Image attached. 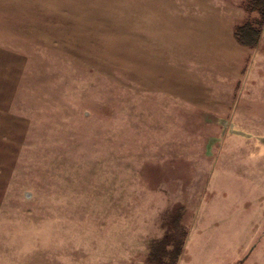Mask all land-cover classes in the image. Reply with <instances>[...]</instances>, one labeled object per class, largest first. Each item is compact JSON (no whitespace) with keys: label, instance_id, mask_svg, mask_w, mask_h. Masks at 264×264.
<instances>
[{"label":"rangeland","instance_id":"rangeland-1","mask_svg":"<svg viewBox=\"0 0 264 264\" xmlns=\"http://www.w3.org/2000/svg\"><path fill=\"white\" fill-rule=\"evenodd\" d=\"M257 4L263 28L264 0ZM24 8L38 14H11ZM204 8L205 0H0L10 13L0 15V58L25 59L0 111V123L26 120L0 126L6 260L28 262L29 233L47 218L55 238L68 235L70 264H264V139H225V166L221 155L212 161L218 129L197 126L205 115L184 105L197 91L191 62L225 40L203 30L213 19ZM246 28L237 41H248Z\"/></svg>","mask_w":264,"mask_h":264},{"label":"crops","instance_id":"crops-1","mask_svg":"<svg viewBox=\"0 0 264 264\" xmlns=\"http://www.w3.org/2000/svg\"><path fill=\"white\" fill-rule=\"evenodd\" d=\"M258 2L260 0H205V15L212 16L213 19L204 24L206 28L203 30L224 31L225 40H218L214 44L220 50L213 55L191 62L195 66L190 69L197 73L195 84L191 86L197 91L196 97L185 99L184 105L189 111L205 115L201 119L203 122L197 126L218 129L219 135L215 136V139L222 140L220 148L211 156L215 162L219 159L223 146L225 150V139H264V40L258 38L255 33H264V24L261 28V9ZM14 10L15 12L11 13L13 15L38 14L27 11L31 10L28 8ZM7 14L10 13L0 11V15ZM243 26H247L245 30L249 32L250 45L239 44L235 38V31ZM24 65L25 59L21 53L8 52L0 58V111H8L7 108H1V104L8 106L13 102L14 86L17 85L14 80L21 76ZM172 95L175 100L183 101L176 97L181 95L177 89L173 90ZM174 110H178L176 104ZM14 118L15 122H2L0 126L26 125L23 117ZM231 128L237 134L230 133ZM221 156L225 166V153ZM30 194V203L34 204L38 196L32 189ZM46 202H49L48 199ZM46 206H49V203ZM35 223L37 224V221H31V228H35ZM48 223L46 218V228L44 226L43 229L37 230V227L29 233V239L33 243L28 262L8 261L7 254L0 251V264H70L66 257L70 254V249L64 246L68 235L65 236L61 232V236L55 238V232L48 228ZM53 240L61 241V247L56 246V253Z\"/></svg>","mask_w":264,"mask_h":264},{"label":"trees","instance_id":"trees-1","mask_svg":"<svg viewBox=\"0 0 264 264\" xmlns=\"http://www.w3.org/2000/svg\"><path fill=\"white\" fill-rule=\"evenodd\" d=\"M240 30H242V28H240L239 31ZM237 38H238V36H237ZM238 41L241 42L243 45H250L251 44V42H249L247 40L242 41L240 38H238Z\"/></svg>","mask_w":264,"mask_h":264}]
</instances>
